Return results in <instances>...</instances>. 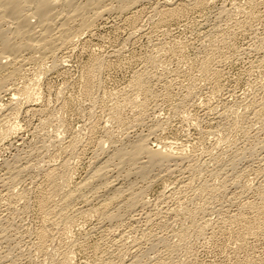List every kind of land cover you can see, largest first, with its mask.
<instances>
[{
	"label": "rangeland",
	"instance_id": "obj_1",
	"mask_svg": "<svg viewBox=\"0 0 264 264\" xmlns=\"http://www.w3.org/2000/svg\"><path fill=\"white\" fill-rule=\"evenodd\" d=\"M20 1L0 264H264V0Z\"/></svg>",
	"mask_w": 264,
	"mask_h": 264
},
{
	"label": "bare ground",
	"instance_id": "obj_2",
	"mask_svg": "<svg viewBox=\"0 0 264 264\" xmlns=\"http://www.w3.org/2000/svg\"><path fill=\"white\" fill-rule=\"evenodd\" d=\"M25 1V0H24ZM28 1V0H27ZM26 1V3H28ZM31 1V3H34V5H35V12H34V15L35 16H37L36 18H39V19H41V20H39L38 22L41 24L43 21H44V24L43 25H45V23H47V21L48 22H50L49 20H51L52 18H53V15L52 16H50L51 17V19H49V11H52V9L54 8V6L52 7V9L50 8L52 5V1L53 0H30ZM64 1V0H63ZM69 1H71V0H67V3H66V5L67 6H69V7H72L71 5H74V4H72L73 3V1H71V4H69L70 2ZM95 2L97 1V0H94ZM93 0H88L87 2H88V4H89V6H86V8H88V7H92V6H94V4H95V2H94ZM106 0H100V1H98V6H99V4H101V3H103V2H105ZM110 1H117V0H110ZM118 1H120V2H125V1H127V0H118ZM20 2H22V1H20V0H0V7L1 6H4L5 8H7L6 10L8 11V15L9 16H12L13 15V18H15V16L17 15V16H20V13H21V11L19 12V10L20 9H22V8H20ZM57 2H59V1H57ZM57 2H54V3H57ZM25 3V2H24ZM24 4L25 6L27 5V4ZM60 3V2H59ZM58 3V4H59ZM87 4V3H86ZM87 4V5H88ZM96 4H97V2H96ZM23 5V6H24ZM107 5V4H106ZM76 6H78V5H76ZM80 6V5H79ZM84 6V5H83ZM3 7V8H4ZM32 7V6H31ZM102 7V6H101ZM9 9H12V12L14 13V14H12V12H9L10 10ZM29 9H30V7H29ZM51 9V10H50ZM83 9V8H82ZM84 9H85V7H84ZM106 9V8H105ZM111 9V8H110ZM1 10V9H0ZM79 10L80 9H78V7L74 10V11H72L73 12V14H71V19H74V18H76V17H79V15H80V12H79ZM7 11L5 12V13H7ZM81 11V10H80ZM93 11V10H92ZM108 11V10H107ZM23 12V11H22ZM25 12V11H24ZM87 12H88V10H87ZM112 12V11H111ZM4 13V12H3ZM3 13H1V15L3 14ZM30 13H33V12H30ZM59 13V12H58ZM82 13V12H81ZM102 13H104V12H102ZM110 13V12H109ZM108 13V14H109ZM52 14V13H51ZM54 14V13H53ZM56 14V13H55ZM4 15H6V14H4ZM33 15V16H34ZM31 17H32V14L30 15ZM1 17H4V16H1ZM27 17V16H26ZM80 17H82V16H80ZM84 17V16H83ZM7 18V17H6ZM67 18V17H66ZM69 18V19H70ZM54 19V18H53ZM82 19V18H81ZM17 20V19H16ZM19 21V20H18ZM23 21V20H22ZM42 21V22H41ZM52 21V20H51ZM64 21V20H63ZM66 21V20H65ZM68 21V20H67ZM66 21V22H67ZM92 21V20H91ZM16 22V21H15ZM55 22V21H54ZM54 22H52V24L54 23ZM86 22V21H85ZM24 23H26L27 24V22H24ZM23 23V24H24ZM58 23V22H57ZM87 23V22H86ZM21 24V23H20ZM21 25V27L22 26H24V25ZM65 24H68V23H65ZM83 24V23H82ZM92 24V23H91ZM47 25H49V24H47ZM50 25H51V23H50ZM8 26H10V25H8ZM85 26H87V25H85ZM1 27V26H0ZM52 27V26H51ZM51 27H50V30H51ZM58 27V26H57ZM82 27V26H81ZM41 28H43V27H41ZM47 28H48V26H47ZM64 28H66L67 29V27H64ZM85 28V27H84ZM22 29H24V28H22ZM46 29V28H45ZM44 29V30H45ZM61 29H63L62 27H61ZM19 31H20V26H19V29H18ZM24 30H27V29H24ZM24 30H21V32H22V36L24 35ZM29 30V29H28ZM33 30H34V28H33ZM60 30V29H59ZM82 30V29H81ZM19 31H17V32H19ZM39 31H41V30H39ZM46 33L48 34V32H50L49 31V28H48V30L46 29ZM54 31V30H53ZM65 31V30H64ZM67 31V30H66ZM69 31V30H68ZM80 31V30H79ZM27 32V31H26ZM60 32V31H59ZM81 32V31H80ZM43 34L45 33V32H42ZM62 33V32H61ZM72 33H74V32H72ZM5 34V33H4ZM33 34V33H32ZM43 34H40L41 36L43 35ZM50 34V33H49ZM62 34H64V32L62 33ZM15 35V34H14ZM25 35H27V33L25 34ZM51 35V34H50ZM63 36H65V35H63ZM68 36V35H67ZM75 36V35H74ZM27 38H28V36H26ZM46 36H44V39H48V38H45ZM66 37V36H65ZM71 37H73V36H71ZM24 39V38H23ZM44 39H43V41H44ZM41 40H42V37H41ZM65 40H67V41H69L67 38L66 39H63V41H65ZM73 40V39H72ZM11 41V40H10ZM10 41H7V42H10ZM28 41V40H27ZM45 41H47V40H45ZM58 41V40H57ZM6 42V43H7ZM30 42V41H29ZM50 42H52V41H50ZM26 43H28V42H26ZM43 43V42H42ZM49 43V42H48ZM47 43V44H48ZM3 44L5 45V41L3 42ZM33 45V44H32ZM30 46V47H33V46ZM37 45H39V44H37ZM9 46V47H8ZM8 46H6V48H3L4 50L6 49V50H8V49H10V47H11V44H8ZM15 45H13V47H14ZM18 46V45H17ZM21 46V45H20ZM41 46V45H40ZM51 46V45H50ZM4 47V46H3ZM35 47V46H34ZM44 47V46H43ZM15 48H16V46H15ZM18 48V47H17ZM16 48V50L15 51H19V50H21V49H17ZM28 48V47H27ZM53 48V47H52ZM60 48V47H59ZM2 49V50H3ZM39 49V48H38ZM8 51H10V50H8ZM8 51H6V52H8ZM34 51V50H33ZM12 52H14V50L12 51ZM35 52V51H34ZM45 52V51H44ZM3 53H4V51H3ZM15 54H17V53H15L14 52V55ZM9 55H10V52H9ZM12 55V54H11ZM20 55V54H19ZM3 58H8V57H2V58H0V59H2L3 60ZM10 58V57H9ZM35 58V57H34ZM16 59V58H15ZM26 61V60H25ZM1 63H2V61H0ZM24 62V61H23ZM4 65V64H3ZM3 65H2V67H3ZM24 65H26V64H24ZM15 66V65H14ZM1 67V66H0ZM4 68V67H3ZM7 69V68H6ZM6 78V77H5ZM3 84H2V82H0V86H2ZM1 88V87H0ZM7 92V91H6ZM5 92V93H6ZM143 142V141H142ZM144 144V143H143ZM140 146L142 147V148H145V147H143L142 145H139L138 147L140 148ZM146 146V145H145ZM142 148H140V150H138V154H139V156L143 153V150H146V148L145 149H143L142 150ZM148 148V147H147ZM138 149V148H137ZM149 148H148V150H146V152L148 151V156L150 157L149 158V160H151L152 159V162L154 161V163H155V161H159V162H157V163H160V162H162V160H167V158H165L166 156L167 157H170V156H168V155H162V153H160V152H152V151H150L149 152ZM141 151V153H139ZM145 152V151H144ZM147 156V155H146ZM137 158V157H136ZM148 158V157H147ZM178 158V157H177ZM176 160V159H175ZM168 161V160H167ZM135 164H137V163H135ZM159 165V164H158ZM100 171V170H99ZM103 172V171H102ZM96 173V172H95ZM98 173V172H97ZM101 176H102V173H101ZM94 177V176H93ZM113 187V186H112ZM130 264H132V263H130Z\"/></svg>",
	"mask_w": 264,
	"mask_h": 264
}]
</instances>
